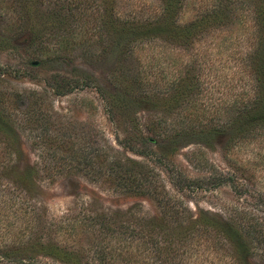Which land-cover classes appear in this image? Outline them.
Instances as JSON below:
<instances>
[{
  "label": "rangeland",
  "instance_id": "374dc122",
  "mask_svg": "<svg viewBox=\"0 0 264 264\" xmlns=\"http://www.w3.org/2000/svg\"><path fill=\"white\" fill-rule=\"evenodd\" d=\"M84 1L69 0L77 6L70 12L68 0H0V69L7 70L0 73V88L18 94L8 106L10 120H0L6 122L3 137L18 153L1 144L0 162L8 160L6 171L19 167L26 176L12 187L39 215L43 239L50 221L72 211L156 218L149 196L117 190L103 178L91 181L58 158L101 154L134 162L145 173V186L173 193L186 217L212 224L207 241L193 233L188 264H234L227 255L228 225L240 217L264 225V140L232 144L222 125L225 106L245 91L251 95V80L241 69L249 20L242 14L240 25L209 30L194 42L155 35L128 43L119 27L101 22L95 5L106 14L112 7L120 21L141 23L155 17L159 0H88L83 8ZM212 1L185 3L175 25L188 23ZM64 10L75 19L61 18ZM58 29L55 42L50 36ZM90 238L81 230H60L56 237L72 246ZM240 240L247 248L240 264H264L255 239ZM33 258L35 264H63Z\"/></svg>",
  "mask_w": 264,
  "mask_h": 264
},
{
  "label": "trees",
  "instance_id": "16d2710c",
  "mask_svg": "<svg viewBox=\"0 0 264 264\" xmlns=\"http://www.w3.org/2000/svg\"><path fill=\"white\" fill-rule=\"evenodd\" d=\"M188 2L193 3L194 0H159L155 17L141 23L134 19L128 22L120 21L114 16L112 7L107 9L106 14L105 7L95 6L103 12L102 17H99L101 22L119 27L118 35L128 43L136 42L138 38L143 41L148 36L155 35L181 43L194 42L209 30H227L240 25L245 15L250 28L245 32L247 48L241 58V69L242 74L251 80V95L247 98L245 91L239 100L225 106L227 121L222 125L231 133L232 144L238 141L264 140V0H213L206 11L196 14L188 23L176 26L178 13ZM68 3L71 5L68 6L70 12L76 11L77 6L69 0ZM100 3L105 2L100 0ZM88 5V0L84 1L83 8ZM58 15L69 21L75 19L66 10ZM60 37L59 29L53 31L50 36L55 42H58ZM6 71L4 68L0 69L3 75ZM194 84L197 86L196 82ZM17 95L13 89L0 88V120H10L8 106L18 98ZM5 125V121H0V148L2 144L3 148L17 154L18 148L16 144L13 145L15 142L7 140L6 136L3 137L2 133L5 131L1 128ZM222 127L213 132L218 133ZM95 151L97 154L101 149L97 148ZM67 159L70 168L81 172L91 181L97 182L103 178L112 182L117 190L149 196L155 203L159 216L146 219L130 213L105 215L72 211L58 220L47 222L48 234L43 239L40 232L44 224L39 215L27 206L26 199L23 200L19 196L20 192L16 193L12 187L17 186L18 181L26 182V176L18 171L19 167L6 171L9 168L8 160L5 165L0 162V264H35V255L46 256L63 264H188L193 233L204 237L205 240L211 239L212 224L205 219L194 220L186 217V209L182 206L180 198L173 193L166 192L159 186H145V173L137 171L136 163L128 160L125 163L113 156L101 154L88 157L73 153L71 156L58 158ZM21 189L23 193L27 192L26 188ZM181 192L179 190L178 194H182ZM228 226L231 232L225 231L228 235L225 234L229 237L228 243L232 248L227 255L234 264L243 263L246 255L245 245H239L242 236L249 240L255 239L261 247L260 256L264 260L263 224L240 217ZM60 230L67 233L81 230L91 238L85 245L80 244L81 246L62 245L56 239ZM48 235H51V238ZM112 238L121 244H107ZM146 253L149 257H146Z\"/></svg>",
  "mask_w": 264,
  "mask_h": 264
}]
</instances>
